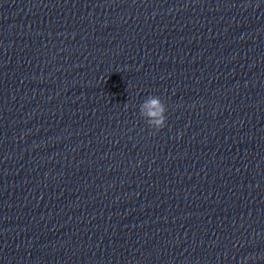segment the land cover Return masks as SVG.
I'll return each instance as SVG.
<instances>
[{
    "label": "clouds",
    "instance_id": "9594fccd",
    "mask_svg": "<svg viewBox=\"0 0 264 264\" xmlns=\"http://www.w3.org/2000/svg\"><path fill=\"white\" fill-rule=\"evenodd\" d=\"M139 111L149 127L156 130L165 127L167 108L159 96L149 95L140 104Z\"/></svg>",
    "mask_w": 264,
    "mask_h": 264
}]
</instances>
